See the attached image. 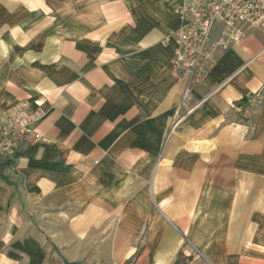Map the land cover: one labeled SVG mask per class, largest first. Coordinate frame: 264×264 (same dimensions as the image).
Returning a JSON list of instances; mask_svg holds the SVG:
<instances>
[{
  "label": "crops",
  "instance_id": "1",
  "mask_svg": "<svg viewBox=\"0 0 264 264\" xmlns=\"http://www.w3.org/2000/svg\"><path fill=\"white\" fill-rule=\"evenodd\" d=\"M191 0H0V113L43 115L0 164V264H264V24L201 83Z\"/></svg>",
  "mask_w": 264,
  "mask_h": 264
},
{
  "label": "built area",
  "instance_id": "2",
  "mask_svg": "<svg viewBox=\"0 0 264 264\" xmlns=\"http://www.w3.org/2000/svg\"><path fill=\"white\" fill-rule=\"evenodd\" d=\"M180 15L186 22L178 32L173 68L189 86L203 81L206 69L243 38L246 28L264 24V0H191ZM247 101L263 103L264 89ZM42 115L41 110L0 113V164L18 157L21 144L33 133L32 124Z\"/></svg>",
  "mask_w": 264,
  "mask_h": 264
}]
</instances>
